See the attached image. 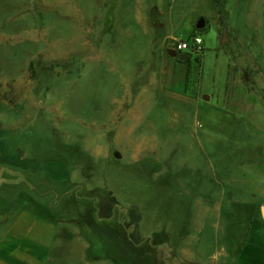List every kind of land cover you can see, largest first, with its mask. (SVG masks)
Listing matches in <instances>:
<instances>
[{
  "label": "rangeland",
  "instance_id": "obj_1",
  "mask_svg": "<svg viewBox=\"0 0 264 264\" xmlns=\"http://www.w3.org/2000/svg\"><path fill=\"white\" fill-rule=\"evenodd\" d=\"M20 188L111 264H264V0H0V197Z\"/></svg>",
  "mask_w": 264,
  "mask_h": 264
},
{
  "label": "crops",
  "instance_id": "obj_2",
  "mask_svg": "<svg viewBox=\"0 0 264 264\" xmlns=\"http://www.w3.org/2000/svg\"><path fill=\"white\" fill-rule=\"evenodd\" d=\"M155 99L152 95L140 94L135 99L133 112L137 116H147L156 107ZM11 171L6 176L7 180L15 177L17 185L27 183L22 171ZM30 203L31 198L25 188L0 197V264H97L95 261L106 264V260L111 264V258L95 256L89 246V238L80 236L81 225H72L55 215V202L47 203L43 208L41 202L34 200V204ZM260 218L264 222L261 212ZM242 245L236 257L239 264L242 256L248 258L244 254L246 243ZM182 259L192 260L186 249Z\"/></svg>",
  "mask_w": 264,
  "mask_h": 264
},
{
  "label": "built area",
  "instance_id": "obj_3",
  "mask_svg": "<svg viewBox=\"0 0 264 264\" xmlns=\"http://www.w3.org/2000/svg\"><path fill=\"white\" fill-rule=\"evenodd\" d=\"M202 39L195 36L193 38L192 41H183V40H178L175 39L173 42V47H172V51H174L175 53H182V52H186V53H195V54H199L202 51Z\"/></svg>",
  "mask_w": 264,
  "mask_h": 264
},
{
  "label": "water",
  "instance_id": "obj_4",
  "mask_svg": "<svg viewBox=\"0 0 264 264\" xmlns=\"http://www.w3.org/2000/svg\"><path fill=\"white\" fill-rule=\"evenodd\" d=\"M153 14H157L155 9L153 10ZM205 25H206L205 18L201 17L198 20V22L196 23V28L200 30V29H203L205 27ZM169 55L177 58V60H179L180 62H186L189 59V54L186 52L176 54L174 51H170ZM244 79L248 80L247 74L244 76ZM260 212H261V216L264 220V205L261 206Z\"/></svg>",
  "mask_w": 264,
  "mask_h": 264
},
{
  "label": "flooded vegetation",
  "instance_id": "obj_5",
  "mask_svg": "<svg viewBox=\"0 0 264 264\" xmlns=\"http://www.w3.org/2000/svg\"><path fill=\"white\" fill-rule=\"evenodd\" d=\"M176 54H179L178 52H176ZM175 58V57H174ZM175 59H177V58H175Z\"/></svg>",
  "mask_w": 264,
  "mask_h": 264
},
{
  "label": "trees",
  "instance_id": "obj_6",
  "mask_svg": "<svg viewBox=\"0 0 264 264\" xmlns=\"http://www.w3.org/2000/svg\"><path fill=\"white\" fill-rule=\"evenodd\" d=\"M190 60V58L187 60V62Z\"/></svg>",
  "mask_w": 264,
  "mask_h": 264
}]
</instances>
